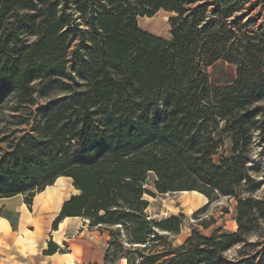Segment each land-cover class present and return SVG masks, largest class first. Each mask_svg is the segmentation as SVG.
Instances as JSON below:
<instances>
[{
  "label": "trees",
  "instance_id": "1",
  "mask_svg": "<svg viewBox=\"0 0 264 264\" xmlns=\"http://www.w3.org/2000/svg\"><path fill=\"white\" fill-rule=\"evenodd\" d=\"M248 1L0 0V198L22 194L30 206L70 177L79 193L52 228L66 216L103 226V264L118 254L126 264H264V241L239 260L224 254L264 222V199L237 194L252 183L254 133L264 139V22ZM161 9L171 13L169 39L137 23ZM217 60L236 65L233 83L210 82ZM10 98L21 119L6 130ZM219 127L229 150L216 160ZM149 172L159 193L235 197L237 229L193 230L173 245L182 216L147 217Z\"/></svg>",
  "mask_w": 264,
  "mask_h": 264
},
{
  "label": "rangeland",
  "instance_id": "2",
  "mask_svg": "<svg viewBox=\"0 0 264 264\" xmlns=\"http://www.w3.org/2000/svg\"><path fill=\"white\" fill-rule=\"evenodd\" d=\"M244 5H254L250 10V13L254 16V20L258 24L264 22V0H249ZM242 11L243 10L240 12ZM170 15L171 13L161 9L149 17L138 16L137 23L140 28L169 39L170 33L167 19ZM236 69L237 67L233 63L217 60L207 67V73L212 84L225 85L234 82L237 75ZM36 101L41 103L45 101V98L36 95ZM14 105V99L10 98L3 111L2 117L6 124V130H12L14 128L12 124L13 121L21 119L12 117V114L16 113L12 111ZM18 129L23 133L24 130L27 129V126L22 124ZM220 130L221 127L218 128L217 133H219V135L221 134L224 142L219 146L218 153L214 156L216 160L220 155H227L229 150V143ZM18 134L19 132H16V135ZM217 136L218 135H216V137ZM247 158V171L252 179V183L251 185L243 184L240 189L237 190V194L244 198L250 196L255 200H263L264 139L259 137L258 132H255L253 135ZM154 180L155 175L152 172L147 173L144 187L148 192L143 195V198L148 202L145 213L148 215L147 217L149 219L154 221H160L169 216H182L180 219L181 224L179 232L177 234L168 235L173 245L182 243L193 230L204 236H210L218 228H221L222 231H235L237 229L235 219V197L214 194L212 198L209 199L204 194L193 192L192 190H177L159 193L154 188ZM2 206L3 205H0V223L3 225L2 230H0V244L6 246L9 242L6 237L12 238V236H16V233H12V230H14L12 229V218L7 219V221L4 219L5 215ZM91 228L93 233L88 234L86 239L96 242V245H94V256L101 251L105 253L107 248L106 241L110 237L108 231L104 229L103 226L102 229L99 226H92ZM257 241H264V222H260L259 228L248 235L245 242L234 245L224 254L228 259L239 260L249 253H254V251L259 248V245L255 243ZM50 243H54L51 236L47 241V247ZM63 250L66 249L63 248ZM2 264L7 263L3 262ZM109 264H126V258L118 254Z\"/></svg>",
  "mask_w": 264,
  "mask_h": 264
},
{
  "label": "crops",
  "instance_id": "3",
  "mask_svg": "<svg viewBox=\"0 0 264 264\" xmlns=\"http://www.w3.org/2000/svg\"><path fill=\"white\" fill-rule=\"evenodd\" d=\"M78 193L70 177L58 176L52 184L35 193L30 206L24 202L22 194L0 198L4 219L7 221L12 218L14 229L12 233H16L12 238L6 237L9 241L6 246L0 244V264L103 263L104 252L96 253L95 257L96 242L86 239L88 234L93 233L88 219L66 216L54 229L52 228V222L58 215L62 203L71 195ZM2 228L3 225L0 223V230ZM55 235L61 240L54 241ZM50 236L61 250L45 254Z\"/></svg>",
  "mask_w": 264,
  "mask_h": 264
},
{
  "label": "bare ground",
  "instance_id": "4",
  "mask_svg": "<svg viewBox=\"0 0 264 264\" xmlns=\"http://www.w3.org/2000/svg\"><path fill=\"white\" fill-rule=\"evenodd\" d=\"M193 192H198V191H196V190H192ZM186 192V191H185ZM189 192V191H188ZM199 194V193H198ZM187 197V196H186ZM53 240L54 241H60L61 239H59V237L58 236H54V238H53ZM59 244H60V242H59Z\"/></svg>",
  "mask_w": 264,
  "mask_h": 264
}]
</instances>
